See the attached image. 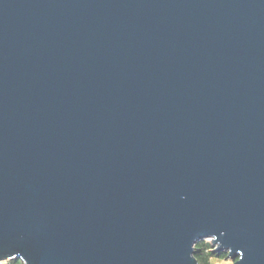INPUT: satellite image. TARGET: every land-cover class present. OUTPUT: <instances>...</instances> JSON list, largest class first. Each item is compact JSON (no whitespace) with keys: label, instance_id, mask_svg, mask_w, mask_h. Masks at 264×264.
<instances>
[{"label":"water","instance_id":"95a60500","mask_svg":"<svg viewBox=\"0 0 264 264\" xmlns=\"http://www.w3.org/2000/svg\"><path fill=\"white\" fill-rule=\"evenodd\" d=\"M264 264V0H0V262Z\"/></svg>","mask_w":264,"mask_h":264},{"label":"trees","instance_id":"16d2710c","mask_svg":"<svg viewBox=\"0 0 264 264\" xmlns=\"http://www.w3.org/2000/svg\"><path fill=\"white\" fill-rule=\"evenodd\" d=\"M196 258L199 264H213V260H226L228 259V253L215 252L214 247L210 242L200 241L196 244ZM5 264H23L20 260L8 261Z\"/></svg>","mask_w":264,"mask_h":264},{"label":"rangeland","instance_id":"374dc122","mask_svg":"<svg viewBox=\"0 0 264 264\" xmlns=\"http://www.w3.org/2000/svg\"><path fill=\"white\" fill-rule=\"evenodd\" d=\"M205 241L211 243V239H207ZM213 264H234V261H232L230 259H226V260H217V259H214L213 260Z\"/></svg>","mask_w":264,"mask_h":264},{"label":"built area","instance_id":"2783aa9c","mask_svg":"<svg viewBox=\"0 0 264 264\" xmlns=\"http://www.w3.org/2000/svg\"><path fill=\"white\" fill-rule=\"evenodd\" d=\"M0 264H5V262H0Z\"/></svg>","mask_w":264,"mask_h":264}]
</instances>
